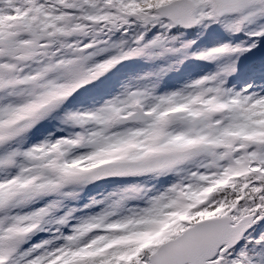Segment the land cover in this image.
Returning a JSON list of instances; mask_svg holds the SVG:
<instances>
[{
    "label": "snow or ice",
    "instance_id": "snow-or-ice-1",
    "mask_svg": "<svg viewBox=\"0 0 264 264\" xmlns=\"http://www.w3.org/2000/svg\"><path fill=\"white\" fill-rule=\"evenodd\" d=\"M0 264H264V0H0Z\"/></svg>",
    "mask_w": 264,
    "mask_h": 264
}]
</instances>
